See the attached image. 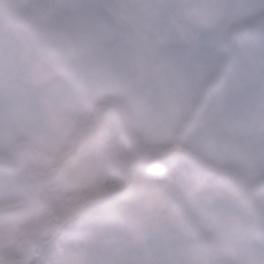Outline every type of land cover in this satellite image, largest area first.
Listing matches in <instances>:
<instances>
[{"label":"rangeland","instance_id":"rangeland-1","mask_svg":"<svg viewBox=\"0 0 264 264\" xmlns=\"http://www.w3.org/2000/svg\"><path fill=\"white\" fill-rule=\"evenodd\" d=\"M0 159V264H264V0H0Z\"/></svg>","mask_w":264,"mask_h":264},{"label":"water","instance_id":"water-1","mask_svg":"<svg viewBox=\"0 0 264 264\" xmlns=\"http://www.w3.org/2000/svg\"><path fill=\"white\" fill-rule=\"evenodd\" d=\"M48 50L51 52L56 53L57 55H62L64 53V49L61 45L57 44V43H50L48 45ZM68 63L74 68L77 69L78 68V64L73 60L70 59L68 61ZM84 80H88L86 77H84ZM7 172L9 174H13V175H17V174H21L23 171V167L19 164H15V163H7V162H2L0 161V172Z\"/></svg>","mask_w":264,"mask_h":264}]
</instances>
